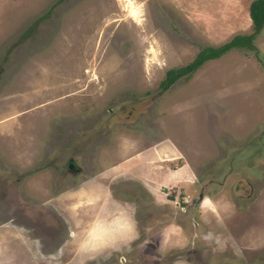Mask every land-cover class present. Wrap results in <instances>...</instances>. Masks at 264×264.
<instances>
[{"label":"rangeland","instance_id":"obj_1","mask_svg":"<svg viewBox=\"0 0 264 264\" xmlns=\"http://www.w3.org/2000/svg\"><path fill=\"white\" fill-rule=\"evenodd\" d=\"M221 43L165 0H0V115H12L16 135L0 134V264H119L76 248L66 205L117 143L171 137L198 188L228 207L198 221L180 257L156 264H264V29L257 53L232 48L158 86ZM16 149L32 158L21 170L10 163Z\"/></svg>","mask_w":264,"mask_h":264},{"label":"crops","instance_id":"obj_2","mask_svg":"<svg viewBox=\"0 0 264 264\" xmlns=\"http://www.w3.org/2000/svg\"><path fill=\"white\" fill-rule=\"evenodd\" d=\"M246 1L165 0L213 44L227 40L234 32L250 29L247 6L251 0ZM261 49L264 55V45ZM44 107L47 105L40 104L36 108ZM28 110L34 111H21L15 115L16 119ZM8 114L0 115L3 128L0 134L16 136L10 126L14 118ZM6 122L9 125L3 127ZM51 137L52 133L49 142ZM173 139H163L142 148H137L136 141L125 139L113 148L114 156L107 163L104 161L102 168L91 170V174H95L84 179L76 189V200L66 205V209L71 210V216L67 217L71 227L69 238L76 241V248L86 251L88 257L120 256L119 264L124 261L132 264L126 257L132 258L134 252L136 264H156L155 258H161L163 254L180 257L177 252L189 249L198 221L206 224L213 218L214 210L228 207L224 201L211 199L207 193L209 189L205 192L206 188H198L194 165ZM31 159L16 149L10 163L21 170ZM124 185H131V188ZM182 197L187 203L182 202ZM175 200L186 212L177 210ZM79 207L86 219L83 213L79 216L75 212Z\"/></svg>","mask_w":264,"mask_h":264},{"label":"trees","instance_id":"obj_3","mask_svg":"<svg viewBox=\"0 0 264 264\" xmlns=\"http://www.w3.org/2000/svg\"><path fill=\"white\" fill-rule=\"evenodd\" d=\"M247 11L251 22L252 31L250 33L234 34L230 39L219 45L202 47L189 63L166 70L164 78L159 82V88L165 90L178 77L192 73L203 62L218 58L232 48L244 47L257 53V48L253 45L252 40L264 25V0H251L247 6Z\"/></svg>","mask_w":264,"mask_h":264},{"label":"built area","instance_id":"obj_4","mask_svg":"<svg viewBox=\"0 0 264 264\" xmlns=\"http://www.w3.org/2000/svg\"><path fill=\"white\" fill-rule=\"evenodd\" d=\"M181 199H182V202H183V203L186 202V199H185L184 197H182ZM176 202H177L176 204H178L179 206H181V205L179 204L178 200H176ZM181 208H182V207H181Z\"/></svg>","mask_w":264,"mask_h":264},{"label":"flooded vegetation","instance_id":"obj_5","mask_svg":"<svg viewBox=\"0 0 264 264\" xmlns=\"http://www.w3.org/2000/svg\"><path fill=\"white\" fill-rule=\"evenodd\" d=\"M70 164H68L67 166L69 167ZM187 203V202H186ZM182 207V208H181ZM180 209L183 210V206H180ZM174 258V257H173ZM159 260V259H158Z\"/></svg>","mask_w":264,"mask_h":264}]
</instances>
